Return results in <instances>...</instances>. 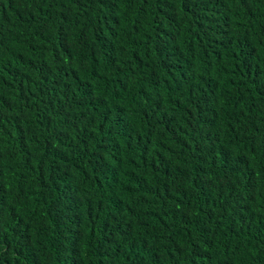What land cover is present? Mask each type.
<instances>
[{"label": "trees", "instance_id": "trees-1", "mask_svg": "<svg viewBox=\"0 0 264 264\" xmlns=\"http://www.w3.org/2000/svg\"><path fill=\"white\" fill-rule=\"evenodd\" d=\"M0 264H264V0H0Z\"/></svg>", "mask_w": 264, "mask_h": 264}]
</instances>
